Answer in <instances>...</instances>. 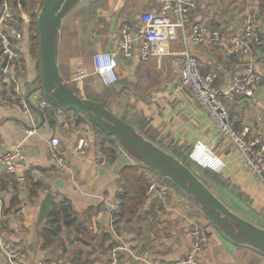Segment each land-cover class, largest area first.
Segmentation results:
<instances>
[{
    "label": "crops",
    "instance_id": "1",
    "mask_svg": "<svg viewBox=\"0 0 264 264\" xmlns=\"http://www.w3.org/2000/svg\"><path fill=\"white\" fill-rule=\"evenodd\" d=\"M47 1L29 0L26 5L11 1V13L23 36L19 42L13 40L20 59L7 81L11 95L46 99L40 56L32 42V37L39 41V28L37 33L30 28L32 17L38 23ZM160 6V0H81L62 18L58 29L56 66L62 84L84 101L102 104L136 135L187 169L231 214L264 231V186L233 143L219 134L191 90L182 86L174 56L147 63L137 53L131 60L118 57L119 82L113 87H104L95 73L93 57L117 51L121 26L128 23L138 31L140 16L158 12ZM197 24L221 34V43L206 41L192 51L203 73L217 75L220 91L229 89L247 63H253L261 76V85L252 97L225 101L237 118V130H249L247 138L252 140L259 130L264 132V47L243 52L239 58L232 51L248 24L264 38V0H199L188 29ZM171 50L180 51V44L173 43ZM78 61L88 74L83 90L72 81ZM87 87L104 92L103 99L88 97ZM65 110L58 111L73 117L76 128H59L53 118L45 125L34 106L24 113L0 103V148L6 152L20 145L25 153L13 175L0 177L2 240L27 253L25 264H169L188 255L196 225L206 229L209 241L196 264H264L263 247L231 241L196 197L168 177L153 173L139 153L115 136V154L107 152L109 162L102 166L97 156V147H101L97 126L83 114ZM80 138L89 141L84 154L76 151ZM53 139L60 141L62 165L51 156ZM198 139L223 159L226 169L222 174L191 162L188 154ZM150 177L157 179L155 192H150ZM34 186L38 190L33 195ZM162 189L166 195L161 194ZM120 192L121 206L114 214L108 203ZM48 194L54 195L52 210L68 204L72 216L68 224L60 221L57 225H50L49 218L37 232L40 206ZM44 229L51 230L48 240L43 238ZM0 264H6L1 249Z\"/></svg>",
    "mask_w": 264,
    "mask_h": 264
},
{
    "label": "built area",
    "instance_id": "2",
    "mask_svg": "<svg viewBox=\"0 0 264 264\" xmlns=\"http://www.w3.org/2000/svg\"><path fill=\"white\" fill-rule=\"evenodd\" d=\"M158 12H147L140 16V27L136 31L130 24L124 23L120 28V40L115 52L98 53L93 57L95 73L104 87H113L119 82L117 74L118 57L131 60L137 53L141 62L162 59L167 56L176 58V67L183 87L191 90L196 100L205 111L211 122L223 137H227L238 149L245 159L246 166L251 173L264 186V132L259 130L252 140H248L249 130L240 133L237 128V118L231 114L225 101H234L237 98L252 97L261 85V76L255 70L253 63H247L244 72L235 76L227 91L222 92L216 87L217 75L203 73L198 60L192 55L195 47L203 45L206 41L217 45L221 43V34L212 30L205 24H197L188 29L192 14L199 7V0H160ZM10 0H0V103L6 106L18 107L24 113H29L31 107L38 109L45 125L51 118L59 128L70 126L76 128V120L68 118L62 111H56L46 99L37 96L24 97L11 95L7 81L14 65L20 59V51L13 40L19 42L23 39L17 20L11 13ZM178 42L181 50L172 53V44ZM264 38L260 31L252 24L245 26L242 35L236 40L232 51L236 58L243 52L262 49ZM88 74L82 61L76 63L73 82L77 88L83 90ZM32 134V133H31ZM59 139L50 143L51 156L59 164L63 159L58 151ZM89 147L86 138H80L76 151L85 153ZM97 156L100 164L105 166L109 162V155L100 146L97 147ZM25 159L22 146L11 151L0 148V177L3 173L13 175L21 161ZM189 159L197 167L209 170L215 174H222L226 164L213 147L201 139L192 145ZM150 192L158 190L155 177L149 178ZM166 195L164 189L159 190ZM3 188L0 182V249L3 252L6 264H25L28 255L19 249H12L3 244L1 226L3 210ZM121 195L111 204L113 213L117 214L121 206ZM191 248L187 256L169 264H196L197 259L209 246L208 234L204 227L194 226L191 232ZM151 264H163L154 262Z\"/></svg>",
    "mask_w": 264,
    "mask_h": 264
},
{
    "label": "water",
    "instance_id": "3",
    "mask_svg": "<svg viewBox=\"0 0 264 264\" xmlns=\"http://www.w3.org/2000/svg\"><path fill=\"white\" fill-rule=\"evenodd\" d=\"M80 1L48 0L39 16V56L45 98L61 110L71 109L80 112L105 133L115 136L126 147L139 153L150 168L168 177L196 197L208 211L213 223L221 228L224 235L231 241L264 248V231L231 214L187 169L136 135L132 127L117 120L99 104L84 101L62 84L56 66V38L62 18ZM53 204L54 195L48 194L40 206L36 224L37 232L50 218Z\"/></svg>",
    "mask_w": 264,
    "mask_h": 264
},
{
    "label": "trees",
    "instance_id": "4",
    "mask_svg": "<svg viewBox=\"0 0 264 264\" xmlns=\"http://www.w3.org/2000/svg\"><path fill=\"white\" fill-rule=\"evenodd\" d=\"M12 1V3H17V4H22V5H26L29 3V0H10V2ZM15 5V4H14ZM43 6V3L39 5V8L38 10H40ZM38 23H37V19L36 17H32V21H31V28H30V31L32 33L34 32H38ZM33 39V49L35 52H39V41H38V38H34L32 37ZM89 91L88 87L86 89V95H87V92ZM89 96V95H87ZM99 105H102V104H99ZM53 108L54 110L58 111L60 110L57 106L53 105ZM66 111V110H65ZM74 111V110H73ZM75 114L77 116H82V114L78 111H74ZM96 133H97V138H98V144L101 145V147L103 148V150L105 152H108V153H113L115 154V149L114 147L117 148V144L115 141L112 140V135H109L107 133H105L102 129L100 128H96ZM191 152V151H190ZM189 152V153H190ZM189 156V154H188ZM153 173L159 175L158 173H156L154 170H153ZM160 176V175H159ZM38 190V186H34L33 189L31 190V193L34 195ZM72 216V208L70 205L68 204H62L61 206H54L53 210H52V213H51V216H50V225H57L60 221H62L63 223L65 224H68L69 221H70V218ZM58 231V229L56 231H54L53 233H56ZM43 238H45L46 240H48V236L49 234H51V230L50 229H44L43 231Z\"/></svg>",
    "mask_w": 264,
    "mask_h": 264
},
{
    "label": "rangeland",
    "instance_id": "5",
    "mask_svg": "<svg viewBox=\"0 0 264 264\" xmlns=\"http://www.w3.org/2000/svg\"><path fill=\"white\" fill-rule=\"evenodd\" d=\"M87 95H89L88 97L93 98V99H97V100H102L104 97V92H97L94 89H89V91L87 92Z\"/></svg>",
    "mask_w": 264,
    "mask_h": 264
}]
</instances>
